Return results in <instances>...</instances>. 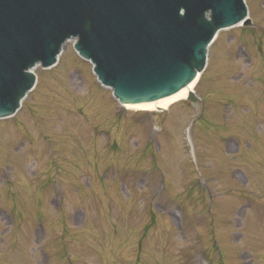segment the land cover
I'll list each match as a JSON object with an SVG mask.
<instances>
[{"label": "rangeland", "instance_id": "obj_1", "mask_svg": "<svg viewBox=\"0 0 264 264\" xmlns=\"http://www.w3.org/2000/svg\"><path fill=\"white\" fill-rule=\"evenodd\" d=\"M195 87L120 107L72 41L0 120V264H264V0Z\"/></svg>", "mask_w": 264, "mask_h": 264}, {"label": "water", "instance_id": "obj_2", "mask_svg": "<svg viewBox=\"0 0 264 264\" xmlns=\"http://www.w3.org/2000/svg\"><path fill=\"white\" fill-rule=\"evenodd\" d=\"M249 24L243 0H0V120L67 41L120 106H134L183 91L217 34ZM187 102L200 105L193 94Z\"/></svg>", "mask_w": 264, "mask_h": 264}, {"label": "bare ground", "instance_id": "obj_3", "mask_svg": "<svg viewBox=\"0 0 264 264\" xmlns=\"http://www.w3.org/2000/svg\"><path fill=\"white\" fill-rule=\"evenodd\" d=\"M57 60H59V57L57 58ZM34 70L35 69H32L31 72L34 73ZM200 77L201 75H198L197 78L190 85H188L183 91L179 92L178 94L174 95L173 97L167 100H163V101L156 102L153 104L127 106L125 108L129 110H134V111H145L148 113L161 114L167 111L170 107L180 102L186 101V99L188 98L190 94L195 95V87L198 84Z\"/></svg>", "mask_w": 264, "mask_h": 264}]
</instances>
